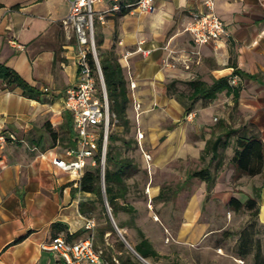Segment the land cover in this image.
Returning a JSON list of instances; mask_svg holds the SVG:
<instances>
[{"label": "crops", "instance_id": "crops-1", "mask_svg": "<svg viewBox=\"0 0 264 264\" xmlns=\"http://www.w3.org/2000/svg\"><path fill=\"white\" fill-rule=\"evenodd\" d=\"M132 1L119 0L123 5ZM212 1L214 12L229 31L227 38L212 43L197 45L186 30L192 14L205 10L202 0H153L151 11L140 12L130 7L123 15L108 12L97 31L102 36L99 50L113 49L124 69L129 116L135 117L133 101L140 105L137 123L145 140L142 152L151 157L148 165L140 155L141 168L148 165L151 171V166H159L173 179L181 169H186V159L200 164L207 139L229 129L236 130L224 149L228 154L224 163L227 168L220 174L217 172L209 201L215 200L220 175L228 174L229 180L236 174L230 159L239 136L258 139L264 151V0ZM15 3L18 7L11 8ZM0 4V63L16 71L38 93V98H30L20 88L0 82V129L7 137L0 148V264H53L56 256L41 248L56 235L51 224H62L60 236L79 233L75 238H81L85 235L84 220L89 215L81 212L80 204L83 208L84 204L86 207L97 204L94 194L80 190L77 177L50 161L51 155L70 160L66 150L76 146L72 117L64 108L62 96L63 90L77 80L75 41L62 25L69 3L0 0ZM11 40L22 45V49L11 44ZM137 47L150 52L143 56ZM232 77L235 83L230 85L238 88L235 98L222 90L208 102L197 100L190 112H185L178 100L165 91L173 80L177 81V88H182V82L195 78L211 84L215 79L228 81ZM43 87H48V91L43 92ZM262 175L264 165L260 174L240 176L235 186H230L229 198L244 201L243 192L264 191ZM258 178L261 183L251 182ZM169 182L174 183L166 181ZM247 182L248 186H243ZM199 183L198 199H192L180 218L161 214L164 222L169 223V219L179 222L175 231L163 225V231H170L171 239L178 245H197L210 234L223 233L221 229L210 228L208 222L215 220L212 214L202 213L206 189L203 181ZM140 186L146 199L133 197L119 203L133 207L130 224L118 222L121 218L118 214L123 211L117 212L113 219L120 225L115 224L116 227L125 232L131 226L139 229L155 254L144 258L135 251L138 235L130 243L122 233L115 237L107 231L102 246L118 264L127 255L134 264H169L168 259L175 252L166 241L160 242L147 225L148 221L159 222L152 202L159 185H152L147 179ZM234 188L243 192H233Z\"/></svg>", "mask_w": 264, "mask_h": 264}, {"label": "trees", "instance_id": "trees-1", "mask_svg": "<svg viewBox=\"0 0 264 264\" xmlns=\"http://www.w3.org/2000/svg\"><path fill=\"white\" fill-rule=\"evenodd\" d=\"M136 1V0H134ZM132 1V3L134 2ZM1 6V4H0ZM18 3H15L11 8H17ZM130 7L120 6L118 13L120 15L125 14ZM95 37V36H94ZM95 39V38H94ZM102 43V36L100 33H96V47L98 48V63L101 70L103 83L106 91L107 101H108V111H109V121L114 118L121 125L122 129L128 131L129 124H131V118L128 114V86L127 80L124 75V69L118 61L117 55L114 53L113 49L102 52L99 50V46ZM89 64L92 71L96 72V67L91 55H89ZM96 76V75H95ZM0 82L7 87H18L21 89L22 94L30 98H38V93L29 85L25 80H23L20 75L14 71L12 68L0 63ZM177 81H172L166 86V93L170 96H174L178 102L183 106L185 112H190L193 108L194 103L201 99L204 102H208L215 98L218 92L226 90L233 94L235 98L238 94V88L231 86L227 79L219 78L212 81L211 84H207L204 81L195 78L188 81L182 82V88L176 87ZM96 84L98 85V80L96 77ZM99 88V87H98ZM179 89V90H178ZM186 93V94H184ZM236 133L235 129H229L225 131L222 135H218L215 138H209L206 140L202 153L200 154V159H204L205 155H209L207 163L198 168L190 171L187 176L189 178H197L205 183L206 197L211 191L219 171L222 165V151L229 145L228 138ZM101 134V132H100ZM137 138V137H136ZM135 138V139H136ZM116 137L112 134H107L106 150H105V166L103 173L104 187L103 192L105 195V201L110 207V212L114 218L117 212L123 211L127 213H133V207L126 204L121 205L118 203V199H125L128 191V186L126 184V179L131 177L137 172V165L133 163L132 159L121 157L112 145ZM100 143L101 139L98 140L97 149L93 154L94 164L86 165L83 175L79 179V188L82 191L89 192L95 195L96 202L104 204L103 193L100 185ZM234 152L230 159L236 170V176L240 177L242 175L255 176L260 174L261 169L264 165V151L261 142L252 137H246L245 135L239 136L234 142ZM214 162V163H213ZM213 166V168H212ZM255 189H253L254 191ZM255 197H247L244 201L231 196L228 199V206L234 212H239L242 209L254 208L252 215H257L258 204L257 198H259V190H255ZM94 204L90 206H85L80 204V210L84 214H88L91 209H93ZM105 205L101 207L104 212ZM106 210V208H105ZM120 227L119 223H116ZM63 226L59 222H54L51 224V230L56 231L58 236L60 230ZM109 232L110 235L115 233V229L110 222L109 216L104 217V225L97 231V237L102 246L104 243V234ZM137 235L140 240L134 245L135 251L142 257H147L148 255L155 254V251L151 248L148 241L143 238L142 233L136 228ZM79 233H74L73 235H64L66 240H75ZM54 236V237H55ZM96 238V236H95ZM96 245V242H95ZM97 246V245H96ZM106 249V247H105ZM106 258L110 259V255L105 252ZM119 264H134L131 261L129 255H127L123 260H119Z\"/></svg>", "mask_w": 264, "mask_h": 264}, {"label": "rangeland", "instance_id": "rangeland-1", "mask_svg": "<svg viewBox=\"0 0 264 264\" xmlns=\"http://www.w3.org/2000/svg\"><path fill=\"white\" fill-rule=\"evenodd\" d=\"M99 25L101 24L94 20L93 27L95 42ZM98 52V48L96 47V53L98 54ZM130 118L131 124H129L128 131L122 129L121 125L114 118H111L109 121V134H112L116 137V140H114L112 143L114 149L118 151L121 157L132 159L133 163L137 165L138 169L136 173L126 179L128 191L125 199H118L117 201L118 203H122L124 201L128 202V199L133 197H143L146 199L145 191L140 185L147 179L151 180L152 185H159L157 193L152 196L153 209L159 218V222L156 221V224L155 222L148 221L147 225L150 226L152 233H154L155 236H159L160 242L163 240L166 241V245L175 252L168 259L169 264H264V191L259 190V192H261L260 197L256 199L259 207L257 215H252L254 208H245L239 212L232 211L227 204L231 192L229 188L230 186L234 187L236 180L241 178L234 174L231 175V179L229 180L228 174H221L219 177L220 188L215 192V200L209 201L212 194H214V192L211 190L207 195V199L202 202L201 209L203 215L212 214L215 219L208 222L210 228H215L217 230L221 229L223 233L210 234L206 238L200 239V242L197 245H178L174 242V240L171 239L170 231H175L178 228L179 222L172 220L170 222V219L169 223L164 222V220H162L163 218L161 214H165L167 218L172 217V215H179L180 218L183 211L188 208V204L192 203V199H198L201 191L199 180L197 178H189L187 174L193 169H197L198 167L205 165L207 163V158L200 160V164L196 163L193 159H186L188 160L186 169H181L179 174H175L173 176V179L170 178V175L166 174L165 170L160 169L159 166H151L152 168L150 171V167H148V165L151 162V157L148 162L145 160L148 164L146 165V168H141L140 155H143L142 150L144 148L143 145L145 140H143L144 137L142 136L138 142L136 138L138 121H136L135 117L132 118L131 115ZM227 155L223 150V165L221 166L218 174H220L222 171H225L227 168V165L224 166V163L228 159ZM261 178V182L264 181V175L260 176V179ZM182 179L183 182L180 181ZM260 179L258 178V180L251 182L253 184H259L261 183L259 182ZM166 181H174L175 184H170V182L168 184ZM226 181L230 182L227 183ZM243 186L247 187L248 182L243 184ZM234 191L243 192V190L235 188L233 192ZM254 191L252 190L250 193L243 192L246 197L241 196V199H246L247 197L253 196L255 197ZM94 206L95 207H93V209L88 212V215L89 217L94 218L96 221L95 242L96 245L100 247L101 243L97 237V231L104 225V217L108 216V214L105 208L104 212L101 210V207H103L104 204L98 203ZM107 206L110 210L108 204ZM118 215L121 217L119 218L118 222L124 220L127 223L133 217L130 213L126 212H119ZM157 217L153 215L154 219H157ZM110 222L114 227L113 222L116 224V220L113 219V222L111 220ZM163 225H167L170 231H163ZM118 230L120 231V234L115 230V233L112 235L119 237L118 235H121L122 233L125 240L130 243L137 239V231L132 226L129 230H127V232H125L123 229ZM157 239L154 238L156 243L159 242ZM160 242L158 245L161 244ZM215 245L216 248L213 249ZM206 246H208V248H206Z\"/></svg>", "mask_w": 264, "mask_h": 264}, {"label": "built area", "instance_id": "built-area-1", "mask_svg": "<svg viewBox=\"0 0 264 264\" xmlns=\"http://www.w3.org/2000/svg\"><path fill=\"white\" fill-rule=\"evenodd\" d=\"M67 1L69 3V10L62 20V25L68 30L67 33L70 32L71 35H68V37L72 36L75 41L77 80L73 85L63 90L62 96L64 108L72 117L76 146L66 150V154L71 156L70 160H64L56 155H51L50 161L56 167L80 179L86 165L88 163L90 165L94 164L92 157L97 149L98 140L101 139L99 167L100 185L103 189L109 111L96 53L93 22L96 20L100 24L104 23V14L119 11L122 4L119 0ZM202 2L205 10L193 13L191 22L186 27L192 41L197 45H201L227 38L229 31L223 21L214 12L213 1L202 0ZM123 7H132L140 12L151 11L153 9V0H136L129 5H123ZM10 43L22 49V45L12 40ZM119 43L121 42L119 41ZM136 50L143 56L150 52V50L142 49L141 47H137ZM89 55H91L95 64V73L90 67ZM123 56H126V54ZM96 77L99 88L96 84ZM228 82L229 84H234L235 78H230ZM130 87L133 88V84H130ZM48 89V87H43L42 91L47 92ZM139 107V103L133 101L136 121ZM142 136V133L137 130L136 137L138 142ZM6 140V135L0 129V148L4 146ZM143 157L147 162L150 160V155L147 153H143ZM83 228L85 235L81 238L66 240L63 236L58 235L53 237L48 243L41 245L42 249L49 250L56 256L53 264H118L116 259L106 258L104 249L95 245V219L92 217L85 218ZM132 252L139 260L144 261L140 255L133 250Z\"/></svg>", "mask_w": 264, "mask_h": 264}, {"label": "water", "instance_id": "water-1", "mask_svg": "<svg viewBox=\"0 0 264 264\" xmlns=\"http://www.w3.org/2000/svg\"><path fill=\"white\" fill-rule=\"evenodd\" d=\"M102 193H103V201H104V205H105V208H106V212H107V214L109 216V219L113 222V218H112V216L110 214V210H109V208H108V206L106 204V201H105V195H104L103 189H102ZM113 225H114V222H113ZM114 229L117 231V233L120 234V231L118 230V228L115 225H114Z\"/></svg>", "mask_w": 264, "mask_h": 264}]
</instances>
